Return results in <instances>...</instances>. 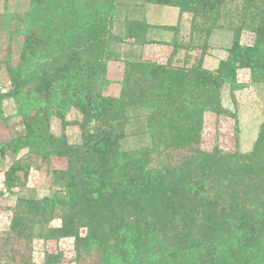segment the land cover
<instances>
[{
	"label": "trees",
	"instance_id": "16d2710c",
	"mask_svg": "<svg viewBox=\"0 0 264 264\" xmlns=\"http://www.w3.org/2000/svg\"><path fill=\"white\" fill-rule=\"evenodd\" d=\"M56 1L31 0L22 34L25 46L38 41L50 45L52 54L63 49L44 22L51 25L71 2ZM144 2L206 15L210 26L220 15L218 0ZM250 7L244 4L235 15L238 24L257 20L259 12ZM86 13L79 26L94 39L105 27L99 9ZM127 26L128 37L147 42L152 29L147 22L137 19ZM67 58L63 69L52 58L51 68L44 70L47 78L18 106L28 111L34 108L33 98L45 94L44 115L36 113L27 121L31 134L7 148L37 153L49 146L70 166L56 174L58 188L49 196L21 203L24 211L11 219L9 232L0 238V264H14L13 239L30 249L35 231L43 239L72 238L78 250L75 264L92 252L98 264H264V122L249 153L223 151L217 144L210 151L200 149L203 114L230 115L220 103L219 90L236 88L234 64L249 68L252 79L264 85V47L236 53L209 76L194 68L134 63L117 97H102L101 88L79 74L84 70H77L80 66L96 72L88 61ZM6 70L11 96L22 95L33 75H25L21 65L7 64ZM70 106L81 114L77 125L82 131L90 124L89 143L82 136V143L70 146L63 136L49 134L51 116L69 125L63 120ZM131 125L141 130V144L125 149V130ZM82 182L88 183L85 188ZM98 188L101 192L94 197ZM54 220L59 223L52 227ZM81 228L86 229L84 236ZM58 256L46 255L44 264Z\"/></svg>",
	"mask_w": 264,
	"mask_h": 264
},
{
	"label": "rangeland",
	"instance_id": "374dc122",
	"mask_svg": "<svg viewBox=\"0 0 264 264\" xmlns=\"http://www.w3.org/2000/svg\"><path fill=\"white\" fill-rule=\"evenodd\" d=\"M70 1L62 7L52 26L46 25V19L44 21L56 43H62L63 49L54 55L47 43L36 41L24 45L23 27L32 11L31 0H0V238L9 232L11 219L24 211L21 203L49 196L58 188L54 184L56 174L70 166L65 157L53 155L49 146L39 147L37 153L27 148L19 152L7 148L12 141L31 134L27 127L29 119L33 120L36 113L44 115V93L33 98L34 108L27 111L22 106L33 92L34 85L47 78L44 70L51 68L52 58L59 61L55 65L61 69L69 62L67 57L76 56L88 61L96 72L91 73L80 66L77 70H84L79 74H87L93 84L101 88L102 97H117L123 82L127 80L130 65L134 63L151 62L157 66L194 68L209 76L216 74L219 67L230 62L236 53L264 47V0H218L220 15L213 26L208 25L206 15H194L174 6L149 4L144 0ZM246 3H251L250 10L258 11L260 15L255 22L241 25L236 22L238 17L235 15L243 12L242 7ZM88 8L99 9L105 27L94 39L89 38L79 26L82 23L80 20H85L88 15ZM137 19L152 27L146 34L147 42L144 44L137 43L126 33L128 22ZM7 64L21 65L25 75H33L31 82L23 88V94L18 97L10 94L12 84L6 70ZM234 66L236 88L225 85L219 90L220 103L230 115L217 116L214 112L203 114L201 150L210 151L217 144L223 151L249 153L264 122V85L252 79L249 68H241L237 63ZM20 104L21 109L18 108ZM81 119L77 108L70 106L63 120L69 125L62 126L60 119L51 116L48 118L49 134L63 136L70 146L82 143V136L89 143L87 138L93 134V130L89 124L87 132L82 131L77 125ZM140 131L134 125L126 128L125 149L141 144ZM87 184L82 182L79 185L85 188ZM99 190L98 193L93 192L94 197L100 194ZM58 223V220H54L50 226ZM34 233L30 249L23 241L13 239L10 242L13 249L10 257L14 264H44L46 255H59L51 264H75L78 250L72 238L50 240L43 239L36 231ZM79 233L84 236L86 229L81 228ZM84 257L82 264H98L95 252Z\"/></svg>",
	"mask_w": 264,
	"mask_h": 264
}]
</instances>
